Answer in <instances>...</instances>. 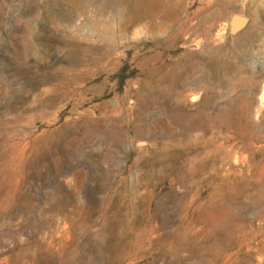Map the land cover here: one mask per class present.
Wrapping results in <instances>:
<instances>
[{
	"label": "rangeland",
	"instance_id": "rangeland-1",
	"mask_svg": "<svg viewBox=\"0 0 264 264\" xmlns=\"http://www.w3.org/2000/svg\"><path fill=\"white\" fill-rule=\"evenodd\" d=\"M143 2L0 0V264H264V0Z\"/></svg>",
	"mask_w": 264,
	"mask_h": 264
},
{
	"label": "water",
	"instance_id": "water-1",
	"mask_svg": "<svg viewBox=\"0 0 264 264\" xmlns=\"http://www.w3.org/2000/svg\"><path fill=\"white\" fill-rule=\"evenodd\" d=\"M249 18L234 14L232 15L230 22H229V32L231 36H236L239 32L244 30L248 23H249Z\"/></svg>",
	"mask_w": 264,
	"mask_h": 264
},
{
	"label": "bare ground",
	"instance_id": "bare-ground-1",
	"mask_svg": "<svg viewBox=\"0 0 264 264\" xmlns=\"http://www.w3.org/2000/svg\"><path fill=\"white\" fill-rule=\"evenodd\" d=\"M117 2L119 3L120 6H123L126 3H131L132 4V8L135 9L137 12L142 7V4H144L143 0H117ZM160 3L161 2L159 1V4ZM120 14H122V12H120ZM127 24H128V21L123 24V27H126ZM108 29H110V28H108Z\"/></svg>",
	"mask_w": 264,
	"mask_h": 264
}]
</instances>
